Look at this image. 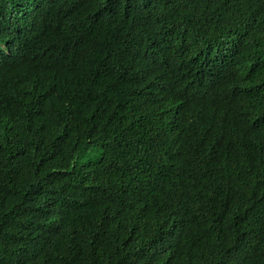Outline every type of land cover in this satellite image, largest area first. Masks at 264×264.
Returning <instances> with one entry per match:
<instances>
[{
    "label": "trees",
    "instance_id": "obj_1",
    "mask_svg": "<svg viewBox=\"0 0 264 264\" xmlns=\"http://www.w3.org/2000/svg\"><path fill=\"white\" fill-rule=\"evenodd\" d=\"M0 264H264V0H0Z\"/></svg>",
    "mask_w": 264,
    "mask_h": 264
}]
</instances>
